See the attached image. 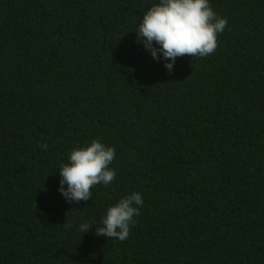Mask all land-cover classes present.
<instances>
[{
    "label": "trees",
    "instance_id": "1",
    "mask_svg": "<svg viewBox=\"0 0 264 264\" xmlns=\"http://www.w3.org/2000/svg\"><path fill=\"white\" fill-rule=\"evenodd\" d=\"M157 3L0 0V264H264V0H209L217 49L171 73L135 33ZM94 139L116 179L68 203ZM133 192L128 239L97 236Z\"/></svg>",
    "mask_w": 264,
    "mask_h": 264
},
{
    "label": "clouds",
    "instance_id": "2",
    "mask_svg": "<svg viewBox=\"0 0 264 264\" xmlns=\"http://www.w3.org/2000/svg\"><path fill=\"white\" fill-rule=\"evenodd\" d=\"M211 7L209 0H159L143 14L135 33L137 41L151 53L155 60L161 54L165 68L171 73L178 57H207L218 47V34L227 26ZM44 150L47 144L40 145ZM115 158L114 147H108L99 139L90 145L73 148L69 162L60 166V194L68 203L79 204L92 198L97 185L108 186L116 179V172L109 166ZM65 185L67 188L65 189ZM140 193L133 192L110 206L96 227L97 236L125 241L130 235L134 217L140 215L143 206ZM65 228L72 225L64 223ZM90 225L81 223L79 231L88 233Z\"/></svg>",
    "mask_w": 264,
    "mask_h": 264
}]
</instances>
